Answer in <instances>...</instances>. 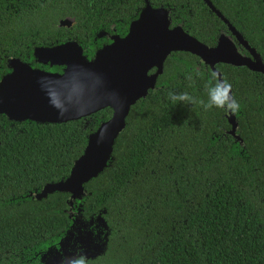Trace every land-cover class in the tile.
Wrapping results in <instances>:
<instances>
[{"label":"trees","instance_id":"16d2710c","mask_svg":"<svg viewBox=\"0 0 264 264\" xmlns=\"http://www.w3.org/2000/svg\"><path fill=\"white\" fill-rule=\"evenodd\" d=\"M147 1L168 9L170 27L208 46L227 30L204 0ZM210 1L264 63V0ZM145 4L0 0V80L12 58L63 71L38 62L36 47L72 40L91 60L109 35L126 34ZM65 17L74 19L71 26L59 25ZM213 71L231 83L236 115L169 99V92H187L207 101ZM111 116L110 107L56 123L0 113V264H45L41 255L58 246L78 210L106 226L103 250L85 256L87 264H264L263 73L222 62L212 68L189 51H172L155 87L130 107L106 167L83 184L85 194L72 201L64 191L34 198L68 177L89 135Z\"/></svg>","mask_w":264,"mask_h":264},{"label":"water","instance_id":"95a60500","mask_svg":"<svg viewBox=\"0 0 264 264\" xmlns=\"http://www.w3.org/2000/svg\"><path fill=\"white\" fill-rule=\"evenodd\" d=\"M204 2L249 50L251 57L239 54L231 43L225 46L219 41L217 46L210 47L186 33L181 26L170 28L168 9L152 7L146 0L125 36H113L112 43L97 50L91 60L86 59L82 47L72 40L34 49L38 62L63 66L61 73L33 68L18 58L10 59L11 72L0 80V113L9 119L56 123L79 119L105 107L112 109V116L89 135L68 177L44 185L40 192L33 194L34 198L64 191L71 194L72 201L85 194L83 184L106 167L130 107L155 87L163 61L171 51H189L212 68L214 63L222 62L246 66L264 74L260 55L210 0ZM73 21L65 17L59 25L69 27ZM152 67L156 70L149 74ZM18 109L22 112L18 113ZM229 121L233 132L236 123L232 115Z\"/></svg>","mask_w":264,"mask_h":264},{"label":"rangeland","instance_id":"374dc122","mask_svg":"<svg viewBox=\"0 0 264 264\" xmlns=\"http://www.w3.org/2000/svg\"><path fill=\"white\" fill-rule=\"evenodd\" d=\"M9 60V64H10ZM18 109V113H21ZM73 224L62 238L57 247H51L41 255L45 264H60L62 257L74 258L80 252L85 255H93L101 252L105 243L106 226L103 220L97 216L84 219L79 210L70 214Z\"/></svg>","mask_w":264,"mask_h":264},{"label":"clouds","instance_id":"9594fccd","mask_svg":"<svg viewBox=\"0 0 264 264\" xmlns=\"http://www.w3.org/2000/svg\"><path fill=\"white\" fill-rule=\"evenodd\" d=\"M196 75H200V70H195ZM186 79L193 80L192 74H188ZM208 100L197 101L195 97L187 92H169L168 97L174 103H183L185 105H194L199 103L205 110L213 107L224 109L230 114L236 115L239 112L240 104L232 95V85L227 79H222L216 72L209 73L208 83L205 86ZM60 264H87L86 257L83 254L75 258L68 256L62 257Z\"/></svg>","mask_w":264,"mask_h":264},{"label":"flooded vegetation","instance_id":"af4514ba","mask_svg":"<svg viewBox=\"0 0 264 264\" xmlns=\"http://www.w3.org/2000/svg\"><path fill=\"white\" fill-rule=\"evenodd\" d=\"M169 12V11H168ZM138 17V16H137ZM135 20V19H134ZM133 21V20H132ZM131 21V22H132ZM130 22V23H131ZM129 23V24H130ZM232 25V24H231ZM177 26H179V25H177ZM233 26V25H232ZM234 27V26H233ZM128 28H129V26H128ZM171 28V27H170ZM236 29V28H235ZM237 30V29H236ZM128 31V30H127ZM237 32L240 34V32L237 30ZM127 33V32H126ZM241 35V34H240ZM113 36H119V35H117V34H111V35H109L108 36V38L110 39V42H107V43H105V44H103L102 45V47L101 48H103V47H105V46H107V45H109V44H111L112 43V41H113ZM125 36V35H124ZM242 36V35H241ZM119 37H123V36H119ZM242 39L243 40H245L246 42H247V40L242 36ZM219 41H222V43H223V45H229L230 43H231V45H233L234 46V48L236 49V51L239 53V54H241L242 56H244V57H251L250 56V52H249V50L239 41V39L236 37V35L229 29V27L227 26V30H222V31H220V33L218 34V36H217V39H216V42H215V44L214 45H212V46H210V47H215V46H217L218 45V43H219ZM203 43V42H202ZM248 43V42H247ZM248 45H249V43H248ZM250 46V45H249ZM251 47V46H250ZM100 48V49H101ZM83 49V48H82ZM172 52V51H171ZM170 52V53H171ZM169 53V54H170ZM199 57V56H198ZM200 58V57H199ZM200 60L203 62V63H205V64H207L204 60H202L201 58H200ZM218 63H221V62H216V63H214V65H213V68H215V65L216 64H218ZM209 65V64H208ZM210 66V65H209ZM156 70V67H152L150 70H149V74H151V73H153L154 71Z\"/></svg>","mask_w":264,"mask_h":264}]
</instances>
